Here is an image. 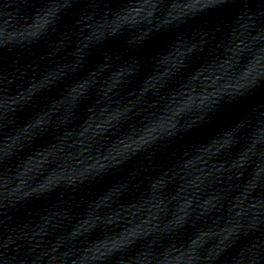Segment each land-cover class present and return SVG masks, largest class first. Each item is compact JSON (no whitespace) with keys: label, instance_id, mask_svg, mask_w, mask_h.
<instances>
[{"label":"clouds","instance_id":"9594fccd","mask_svg":"<svg viewBox=\"0 0 264 264\" xmlns=\"http://www.w3.org/2000/svg\"><path fill=\"white\" fill-rule=\"evenodd\" d=\"M232 0H156V10L159 9L163 12V18L157 20V12L155 17L150 18L152 25H156L158 28L157 37L169 35L175 33L177 36L184 35L186 33L192 32L197 28H191L193 21L197 18L206 16L210 12L215 10H221L227 7ZM240 7L242 9L241 13L238 14L237 19L240 21H251L254 27H259L264 30V0H239ZM33 7L37 10L49 9L57 7V0H32ZM74 5L71 2H66L62 5V11L57 14L55 23L52 25V30L56 31L60 25L63 23L64 16L67 13V9H71ZM16 7L14 0H0V11L5 14L10 13ZM175 17L181 20L180 23L169 27L167 30H159V24L165 23L168 19ZM5 23L0 26V59L5 57L7 54L16 51V41L21 33L18 32V28L14 27L12 23L8 22L7 16L4 17ZM34 17L29 16L27 19L23 20L24 25L33 24ZM156 37V38H157ZM139 50L135 53L138 60L141 62L144 70L151 71L152 65L163 54L164 50L154 52L151 58L144 57L139 54ZM105 55V53H104ZM260 86L264 87V77L259 76ZM153 108H157V112L148 113V121L150 119L156 118L160 113L158 104L152 105ZM232 107L231 101H225L219 111L230 110ZM147 123L144 118H141L140 122H133L128 124L131 128H134L136 132L143 129L144 125ZM3 129L0 128V131ZM27 130V128H26ZM119 130H117L118 132ZM117 133L114 132L113 135ZM120 138V137H118ZM129 145L122 143V148L126 149ZM24 148H21L23 151ZM120 152L117 151L111 155L113 161L119 160ZM3 161H0L2 164ZM106 166V165H104ZM107 176H100L97 178V182H101ZM247 264H264V248H261L248 262Z\"/></svg>","mask_w":264,"mask_h":264}]
</instances>
